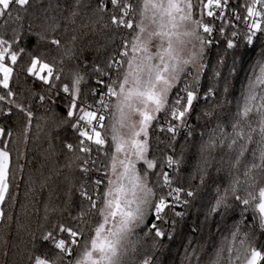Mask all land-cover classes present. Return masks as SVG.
Returning a JSON list of instances; mask_svg holds the SVG:
<instances>
[{
    "label": "snow or ice",
    "instance_id": "obj_1",
    "mask_svg": "<svg viewBox=\"0 0 264 264\" xmlns=\"http://www.w3.org/2000/svg\"><path fill=\"white\" fill-rule=\"evenodd\" d=\"M198 3L199 13L193 0H57L55 7L67 12L62 15L63 32L76 24L82 10H88L90 23L81 27L119 36V44L103 63L86 64L90 72H82L77 64L71 81L65 82L66 64L79 59L77 36L66 44L60 20L46 17L39 31L28 25L27 35L35 37L37 45L48 46L47 51L32 54L20 45L33 0H0V21L7 24L11 20L17 25L12 28V39L0 35V223L12 219L5 208L9 201H15L11 190L19 187L17 172L22 181L24 171L19 151L14 164L10 148L14 133L7 121L14 112L23 114L26 120L16 139L22 137L27 144L35 116L30 104L25 106L16 99L13 83L14 79L19 81L17 69L26 81L42 86V92H32L41 106L45 101L50 105L67 101V116L60 124L70 125L76 136L75 142H62L67 160L56 175L63 176V195L68 203L78 195L80 210L68 222L53 225L39 237L51 246V256L37 252L33 236L25 256L27 264H137L145 238H152L153 249L164 238H173L177 220L168 214L181 219L185 216L176 209L196 199L217 150L226 151L228 156L229 182L216 189L208 216L224 215L235 205L241 211L240 223L246 222L249 212L253 223L247 225L249 231L235 225L208 264H264V247L255 246V229L264 234V51L246 78L228 124L221 121L220 110L230 101L217 99L221 88L225 97L229 94L238 72L237 59L233 57L228 65L227 53L241 46L248 49L259 44L264 48V0H244L243 15L231 8L229 0ZM205 16L224 23L214 26ZM217 33L224 37L225 55L213 61L209 52L217 43ZM53 51L56 55H50ZM25 55L30 60L21 67ZM84 85L89 88L91 103L86 102ZM201 101L208 108L197 119L216 123L208 130L207 141L201 134L192 176L193 180L199 178V184L185 189L174 186L173 176L163 169L166 166L179 172L183 149L196 137L189 120L195 104ZM229 126L231 132L225 130ZM153 131L170 134L169 147L183 131L185 144L179 158L174 150L162 165L151 154ZM49 146L55 154V145ZM220 162H224L223 157ZM74 164L81 174L78 184L70 174ZM64 169L69 172L64 173ZM46 184L47 178L41 186ZM161 224L170 225V230ZM0 243L7 245L8 240ZM202 251L201 245L186 250L185 264H201ZM139 264H154V258L145 255Z\"/></svg>",
    "mask_w": 264,
    "mask_h": 264
},
{
    "label": "trees",
    "instance_id": "obj_2",
    "mask_svg": "<svg viewBox=\"0 0 264 264\" xmlns=\"http://www.w3.org/2000/svg\"><path fill=\"white\" fill-rule=\"evenodd\" d=\"M198 2V0H196ZM64 3V0H60ZM194 2V0H193ZM231 8L244 14L242 7L244 0H229ZM57 0H33V6L29 10V15L24 21L25 35L21 42L22 47L28 52L39 55L41 51H47V45H37L35 37L27 35L28 25H32L33 31H39L40 26L45 22L46 17L57 16L61 22L62 39L66 44H70L71 37L77 36L75 48L79 59L66 64L65 66V82L71 81L72 72L76 69V65H80V70L89 71L90 68H85V65H90L93 62L103 63L106 56L112 52L119 44V36H112L109 32H93L90 28H83L81 25L89 24L90 11L82 10L80 17L77 18L76 24L69 26L67 32H63L62 15L66 16L67 12H61L55 6ZM49 5H52L50 8ZM197 10L200 11L199 3ZM15 12V10H13ZM207 22L214 26L222 24L218 23L214 18L205 16ZM11 20L7 24L0 21V35L6 39H12V28L16 27ZM75 29V31L73 30ZM242 29V26H241ZM230 29L226 28V34L230 35ZM60 34V33H58ZM217 41L209 52V56L215 61L218 55H225L224 52V37L218 33L214 35ZM115 41L113 43L112 41ZM83 49V54L79 55ZM261 51H264L259 44L252 48L236 49L230 51L226 55L228 65H231L233 57L237 59V75L233 78V87L229 94L225 97L222 88L217 99L228 100L230 103L220 110V119L224 124H228L230 113L236 110V100L239 99L240 91L246 83V78L249 75L253 65L259 58ZM50 55H56L53 51ZM30 57L25 55L22 60L21 67H24L29 62ZM20 73L18 83H13L14 91L17 92L16 99L25 104L31 105L35 116L32 122L30 139L27 144L23 142V138L16 139V134L22 130V125L26 118L23 114L15 113L7 121L12 127L14 133V142L10 145L14 164L15 157L19 151L23 155L19 159V164L24 165L23 180H19L17 172V182L19 187H14L11 191L15 194V201H9L5 211L12 217L11 220H6L0 223V240H8V244L0 243V264H27L25 256L32 247L33 236L36 237L37 252L41 255L47 253L52 255L51 246L47 242H42L39 237L43 232L53 227L60 222H68L71 216L76 215L80 210L81 200L78 195L74 194L72 202L68 203L63 193L66 190V185L63 183V176H57L58 169L63 168L66 163L67 155L62 149V142H75L76 136L70 125H61L62 118L67 116L65 99L58 103L49 104L45 101L41 106L38 102V97H34L32 92L40 93L43 91L42 86L38 82L31 80L26 81L24 74ZM93 82L95 77L92 78ZM83 93L88 98L86 102L91 103L92 98L87 85L83 86ZM212 102L209 101V105ZM49 108L51 111H49ZM208 108L202 101L195 104L193 114L189 122L196 129V137L194 141L188 143V147L183 149L184 161L176 173L172 169L164 166L166 170L173 176L176 181L174 186H183L187 189L190 185H198L199 178L193 180L192 176L195 172L196 163L198 160V149L201 143V134L203 140H208V130L215 127L216 121L211 123L204 119H197L203 111ZM163 120V118H161ZM161 122V121H160ZM36 125H40L38 129ZM59 125V127H58ZM231 132V127L225 129ZM150 140V152L163 165L167 155L173 154L175 150L176 156L179 158L182 146L185 144L184 135L177 137L174 146L169 147L172 143L170 134L159 133L153 131ZM50 143L55 145V154L50 148ZM214 159L208 169L209 175L205 185L200 189L196 199L192 200L187 207H178L177 211L185 212V216L176 218L169 212L170 219H176L177 224L175 233L172 239L164 238L159 241V246L152 248V238H145L143 247L137 253V264L145 255H150L154 258V264H185V252L191 251L192 248L201 245L203 251L200 253L201 264H208V258L212 255L215 249L220 245L222 239L229 236L234 226L240 224L243 231H249L247 225L253 223L252 212L247 213V220L241 224V211L239 207L234 205L224 215L208 216V209L214 202L216 197V189L224 188L228 185V156L226 151L217 150L213 153ZM221 157L224 162L221 163ZM15 170V169H14ZM68 169H64V173H68ZM79 183L81 174L76 171L75 164L70 173ZM47 178L46 186L42 187V182ZM165 230H170V225H160ZM143 236V233H140ZM191 242V244L189 243ZM255 246L258 248L264 247V234L257 227L255 229ZM7 252V255L4 253Z\"/></svg>",
    "mask_w": 264,
    "mask_h": 264
},
{
    "label": "built area",
    "instance_id": "obj_3",
    "mask_svg": "<svg viewBox=\"0 0 264 264\" xmlns=\"http://www.w3.org/2000/svg\"><path fill=\"white\" fill-rule=\"evenodd\" d=\"M227 14L229 15V18L232 19V18H231V15H230V12H227ZM215 20H216L218 23H220V22L222 23V22H223V21L218 20V19H215ZM232 22H233V23H236L234 19H233ZM223 23H224V22H223ZM241 26H242V25H241ZM242 27H243V26H242ZM163 122H164V120H161V123H163ZM180 135H181V136L183 135V131L181 132Z\"/></svg>",
    "mask_w": 264,
    "mask_h": 264
},
{
    "label": "rangeland",
    "instance_id": "obj_4",
    "mask_svg": "<svg viewBox=\"0 0 264 264\" xmlns=\"http://www.w3.org/2000/svg\"><path fill=\"white\" fill-rule=\"evenodd\" d=\"M194 4H196L197 5V1L196 0H194V2H193ZM197 13H199V11L197 10ZM197 18H199V17H197Z\"/></svg>",
    "mask_w": 264,
    "mask_h": 264
}]
</instances>
